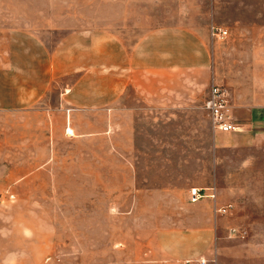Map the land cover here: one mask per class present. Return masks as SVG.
<instances>
[{
	"label": "crops",
	"instance_id": "1",
	"mask_svg": "<svg viewBox=\"0 0 264 264\" xmlns=\"http://www.w3.org/2000/svg\"><path fill=\"white\" fill-rule=\"evenodd\" d=\"M5 5L18 7L22 15L12 38L73 40L63 41L43 62L47 79L41 80L60 84L58 103L47 111L62 121L71 139L105 140L104 145L75 144L84 150L77 167L92 181L108 182L112 198L124 189L136 199L148 195V189L137 185L140 113L160 120L181 108L202 105L206 110L215 84L228 91L237 127L215 130V150L264 153L262 39H240L243 49L236 62L229 57L230 48L217 54L205 41L210 27L200 24L212 23L213 11L212 17L199 19L198 0H159L158 12H151L149 0H12ZM69 77L75 79L61 85ZM42 89L31 85L21 101H37ZM168 161L159 159L157 167ZM238 163L264 167L256 156ZM259 172L243 180L264 183V168ZM175 177L186 181L184 172ZM193 188L208 189L215 198L192 203L187 190L174 206L172 187L158 189L165 214L179 216L159 229L162 258L188 264H264V191L245 187L230 194L210 181L196 182ZM229 206L227 213L215 211Z\"/></svg>",
	"mask_w": 264,
	"mask_h": 264
},
{
	"label": "rangeland",
	"instance_id": "2",
	"mask_svg": "<svg viewBox=\"0 0 264 264\" xmlns=\"http://www.w3.org/2000/svg\"><path fill=\"white\" fill-rule=\"evenodd\" d=\"M158 2L149 0L151 12H158ZM6 3L12 0H0V264H188L162 258L159 229L179 216L165 214L158 189L172 187L174 206L196 182L210 181L230 194L245 187L264 191V183L243 180L264 167L238 165L254 156L261 164L264 153L215 150L213 121L198 105L175 110L174 116L167 112L160 120L140 113L137 185L148 195L136 199L124 189L112 198L108 182L92 181L77 167L84 150L75 144L105 140H73L47 111L58 103L60 84L41 80L47 76L43 62L63 41L73 40L12 38L22 15ZM195 14L212 17L213 24H200L210 27L205 41L217 54L230 48L236 62L242 38L251 43L261 38L258 45L264 48V0H213V5L198 0ZM214 24L229 32L227 38L211 36ZM31 85L44 87L41 95L32 103L21 101ZM163 158L170 161L157 167ZM182 172L186 181L175 177Z\"/></svg>",
	"mask_w": 264,
	"mask_h": 264
},
{
	"label": "built area",
	"instance_id": "3",
	"mask_svg": "<svg viewBox=\"0 0 264 264\" xmlns=\"http://www.w3.org/2000/svg\"><path fill=\"white\" fill-rule=\"evenodd\" d=\"M229 32L220 27L212 26L211 36L215 39L227 38ZM230 96L228 91L221 85H214L212 87V94L210 100L206 103V110L209 113L214 128L221 132H231L237 130L235 125V119L230 113ZM208 189L193 188L190 191V200L192 203H196L204 198H215V194H207ZM230 206L227 208L216 209V212L227 213ZM202 264H205L203 262Z\"/></svg>",
	"mask_w": 264,
	"mask_h": 264
},
{
	"label": "bare ground",
	"instance_id": "4",
	"mask_svg": "<svg viewBox=\"0 0 264 264\" xmlns=\"http://www.w3.org/2000/svg\"><path fill=\"white\" fill-rule=\"evenodd\" d=\"M70 130V129H69Z\"/></svg>",
	"mask_w": 264,
	"mask_h": 264
}]
</instances>
